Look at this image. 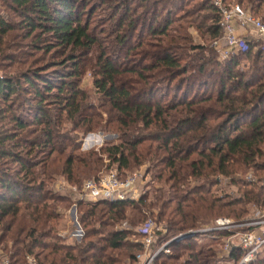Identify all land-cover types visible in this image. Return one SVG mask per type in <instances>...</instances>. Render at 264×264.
<instances>
[{
	"label": "trees",
	"instance_id": "1",
	"mask_svg": "<svg viewBox=\"0 0 264 264\" xmlns=\"http://www.w3.org/2000/svg\"><path fill=\"white\" fill-rule=\"evenodd\" d=\"M224 1L264 21V0ZM179 19L187 25L173 26ZM222 34L212 0H0V67L48 58L0 74V248L18 258L11 264L26 255L37 264H133L146 218L135 230L107 229L128 209L158 208L166 240L215 217L264 211V43L251 39L223 59L212 46ZM87 72L93 94L79 87ZM100 126L118 143L78 152L73 133ZM103 156L123 175L147 160L169 196L161 188L137 201H75L86 208L84 236L67 242L56 231L58 208L74 200L54 193L53 182L79 184ZM249 171L254 181L234 178ZM222 178L240 187L238 197L215 194ZM210 235L204 245L197 236L175 241L169 249L178 255L160 254L155 264L181 256L179 264H217L229 234ZM245 252L234 241L223 258L238 264Z\"/></svg>",
	"mask_w": 264,
	"mask_h": 264
},
{
	"label": "rangeland",
	"instance_id": "2",
	"mask_svg": "<svg viewBox=\"0 0 264 264\" xmlns=\"http://www.w3.org/2000/svg\"><path fill=\"white\" fill-rule=\"evenodd\" d=\"M232 5H233V7H234V5H238L241 9L245 10L247 13H250L248 7H247V9H244L239 4L233 3V4H231V6ZM261 12L262 11H259V13H261ZM10 15H11V12H10ZM250 15H252V14L250 13ZM252 16H254V15H252ZM254 17H256V16H254ZM258 18H260L262 20V18L260 16ZM179 24H184L185 26L187 25V23H185L183 21V19L175 20L173 22V26H178ZM190 30L193 33L194 41L195 42H201V40L197 36L196 32L192 28H190ZM7 42L8 41H6V44L4 45L5 48H7ZM19 42L23 45L27 41H20L19 40ZM23 42H25V43H23ZM37 57L40 59V62H45L46 60H48V58L47 59L41 58L43 56H41V54L37 53L35 55V57L30 56L29 60L26 63H17V64L11 65L10 67H5V68L0 67V74H2L3 71H14L16 69L26 68V66L30 64L31 60H33L34 58H37ZM42 59H44V60H42ZM79 87L81 89L87 90L91 94H93V92H92L93 91V81H92V76L90 75L89 72H87L82 77V79L79 81ZM93 102L97 106V108H99L101 103H102L101 101H99L98 97L94 98ZM99 110H101L103 112L102 120L104 123L107 120V115H106L107 108L103 106V107H100ZM117 140H118V134L117 133H115V132L113 133V131L109 130V129H102V126H100L98 130H95L93 132L86 133L83 129H80V130H77L73 133V144L75 146L79 147L78 152H80V153H87V152L91 153L92 152V153L98 154V152L100 151V149L102 147H104L107 144H116V143H118ZM147 145L148 144L143 145L142 148H147ZM57 165H58V163H57ZM150 167H151V165L149 162H147V160L144 161L143 164L140 165L139 167H136L134 164H131L130 168L127 171H125L126 173L123 175L122 170L119 169V166L117 163L110 162V160H107V158L103 156V162H101L100 167H98V169H96L97 171L86 169L88 172H85L84 174L80 175V177L77 178V180H79L78 181L79 184H76V185L70 184L66 179L62 178L61 176H56V178L53 182V185L54 184L59 185V184L63 183V184H66V185L68 184L72 187H75V188H77V190H79L82 187V184L84 182H86L88 180L97 179L98 177L107 174L110 170H115L118 177L121 179H125V178L133 176V175H138L139 179L137 182L138 185H137L136 189L138 190L140 197L147 193V194H149L150 198H154L155 197L154 191H160L161 188H163L164 186H162L161 183H156V182H153L151 180V178L153 176V171L151 170L149 172ZM81 171H83V170H81ZM240 177L245 178L246 181H247V179H246L247 177H250L251 179H253V181L256 179L254 176V173L252 171H249L246 175H242V174L235 175L234 178L239 179ZM239 188L240 187L238 185H231L229 179L222 178L220 184L216 187L217 193H215V194L220 195L222 193H224V194L227 193V194H230L231 197L232 196L238 197L240 195ZM214 191H215V189H214ZM157 196H158V194H157ZM160 196L163 199L166 196H169L168 189L163 188V191L160 194ZM76 203L77 202H75V200H74L73 203L71 202V204L68 208H65V206H63V205L60 208H58V211L62 215V219L57 222L56 231L59 233V235H61L65 239H67V242H73L75 244H80L82 239H83V236H84V230L82 229L81 224H79L80 223L79 220H80L81 211L85 210L86 208L78 207L76 205ZM99 209H101V208H99ZM251 210H252L251 214L249 216H245L244 219H242L241 221L240 220H234L233 217H229V216L215 217V218L211 219L212 221L201 225L196 230L194 229V230H190V231L203 230L204 228L212 225L215 221L225 219V220H228L229 223L232 224V227H229L222 232L227 233L229 235L232 234L234 238H231L232 236L229 237V235H228L223 241H235L234 239H236L235 238L236 235L249 231L248 229L250 227L244 226V224H246L247 223L246 221L249 220L250 218L255 217V213L257 212L258 208L256 206H253V207H251ZM158 211L159 210L156 207L152 208L150 211H148L145 208H142L140 211L128 209L127 213H126V217H125V219L122 220V222H117L112 226V228H107V229L108 230L109 229H114V230L133 229V230H135L136 227L140 223H142V221L146 218V221L142 226L146 225L149 221H153V223L155 224L156 227L163 228V230H164V232H162V234L159 235V237H158L155 249H159L163 245H166L165 249H168L169 253L172 254L171 256L172 257L174 255L177 256L178 254L174 250H172V248L169 249V245L174 243L176 239H178L183 234L188 233L189 231H187L185 233H181L175 237H172V238L166 240L165 239L166 238V227L161 222L158 223L155 220V217H156ZM151 213H153L154 219L152 218ZM129 222L132 223L134 226L130 225ZM263 229H264V227H263ZM256 230L260 231L259 228H256ZM230 231H232V232L229 233ZM196 236L198 237L197 238L198 244L204 245L206 242V239H208L211 235L210 234H197ZM128 239L134 240L135 237H128ZM223 246H224V243H223ZM8 252L10 253L11 250H9ZM9 253H7L6 251H2V249L0 248V264H11V262H14V261H16V259H18V258H15L12 256L13 260L11 261V259L8 256V255H10ZM160 254H163L162 250L156 255V257L153 259L151 264H155L156 259ZM223 257H224V253L217 254V259L219 260V262L217 264H232L229 262H225L226 260ZM184 258H185V256H181L179 259L177 258L176 260L165 261L163 259L161 261V263L164 262L166 264H179L182 262V260H184ZM28 263L37 264V260L33 256L26 255L23 259V264H28ZM18 264H20V263H18ZM133 264H136V263H133Z\"/></svg>",
	"mask_w": 264,
	"mask_h": 264
},
{
	"label": "built area",
	"instance_id": "3",
	"mask_svg": "<svg viewBox=\"0 0 264 264\" xmlns=\"http://www.w3.org/2000/svg\"><path fill=\"white\" fill-rule=\"evenodd\" d=\"M213 5L219 10L223 22V34L220 38L212 42V46L218 53L219 58H226L230 54L237 52L239 49H245L248 40L237 34L238 26L250 25L256 31L257 38L264 43V21L258 17H254L241 9L238 5H226L224 0H212ZM139 176L133 175L125 179L118 177L115 170H110L107 174L97 179L88 180L77 188L66 184H54L52 190L54 193L68 195L75 201L96 202L98 200L106 201H137L140 194L137 187ZM247 181H253L250 177ZM244 226L253 227L252 231L240 233L235 236V243L238 247L246 250L239 264H254L259 255L264 256V212L257 210L255 217L246 221ZM232 227L228 220L222 219L215 221L212 225L199 231H189L191 234H211L222 232ZM259 228L260 231H257ZM142 237L138 240L143 250L136 254L134 263L151 264L156 255L162 250V253L169 254L166 245L159 249H155L159 235L164 232L163 228L155 226L153 221H149L146 225L139 229ZM230 231L229 233H231ZM187 234V233H186ZM184 235V234H183ZM232 236V237H231ZM194 237V236H193ZM229 237L234 238L232 234ZM177 241V239L175 240ZM223 253H227L234 241H223ZM32 264V263H28ZM256 264V263H255Z\"/></svg>",
	"mask_w": 264,
	"mask_h": 264
},
{
	"label": "crops",
	"instance_id": "4",
	"mask_svg": "<svg viewBox=\"0 0 264 264\" xmlns=\"http://www.w3.org/2000/svg\"><path fill=\"white\" fill-rule=\"evenodd\" d=\"M236 32L237 34L245 37L248 41L257 38L256 31L250 25L238 26Z\"/></svg>",
	"mask_w": 264,
	"mask_h": 264
},
{
	"label": "water",
	"instance_id": "5",
	"mask_svg": "<svg viewBox=\"0 0 264 264\" xmlns=\"http://www.w3.org/2000/svg\"><path fill=\"white\" fill-rule=\"evenodd\" d=\"M193 236H196V234L187 233V234H184V235L180 236L177 239V241L182 240V239H186V238H189V237H193Z\"/></svg>",
	"mask_w": 264,
	"mask_h": 264
},
{
	"label": "bare ground",
	"instance_id": "6",
	"mask_svg": "<svg viewBox=\"0 0 264 264\" xmlns=\"http://www.w3.org/2000/svg\"><path fill=\"white\" fill-rule=\"evenodd\" d=\"M89 140V139H88ZM93 140V139H92Z\"/></svg>",
	"mask_w": 264,
	"mask_h": 264
}]
</instances>
